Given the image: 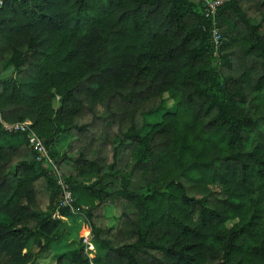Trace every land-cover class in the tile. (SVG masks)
Masks as SVG:
<instances>
[{"label":"trees","instance_id":"1","mask_svg":"<svg viewBox=\"0 0 264 264\" xmlns=\"http://www.w3.org/2000/svg\"><path fill=\"white\" fill-rule=\"evenodd\" d=\"M203 4L2 5L0 121L72 201L0 123V264H264V0Z\"/></svg>","mask_w":264,"mask_h":264},{"label":"built area","instance_id":"2","mask_svg":"<svg viewBox=\"0 0 264 264\" xmlns=\"http://www.w3.org/2000/svg\"><path fill=\"white\" fill-rule=\"evenodd\" d=\"M7 0H0V8ZM205 7V17H212L215 12V7L219 5L222 0H202ZM210 37L211 42L215 46V48L219 45L220 41V34L219 30L217 29L214 20L212 19V24L210 28ZM1 126L3 130L8 132H20L26 135L27 145L31 149V151L35 154V160L41 162L44 166L50 167V171L56 175V182L60 186L62 190V202L61 205L69 206L71 204V196L70 193L67 191L66 186L60 179L58 173L55 170L52 162L49 160L47 153L44 149V146L41 140L29 129V122H17V123H3L1 122ZM86 235L81 237L82 244L84 245V250L88 252V256L90 257L91 253H93L94 249L92 244L90 243V235L89 229L86 227Z\"/></svg>","mask_w":264,"mask_h":264},{"label":"rangeland","instance_id":"3","mask_svg":"<svg viewBox=\"0 0 264 264\" xmlns=\"http://www.w3.org/2000/svg\"><path fill=\"white\" fill-rule=\"evenodd\" d=\"M117 214H118L117 211L111 207H106L104 209V216L106 217L107 224L109 226L114 225ZM86 232H87V230H86L85 224H83V222L79 221L77 223V225L72 228V232H71V236L69 237V241L58 244L55 248L57 249V251H61L62 249L70 248L71 247V244H70L71 238L72 239L81 238V237L86 235ZM34 251H35L34 246L30 245V249L28 250L29 254H33ZM23 252H25V250H23ZM92 254L93 253H91L90 257L93 256ZM37 264H52V262H51L50 257H46L45 259L39 260L37 262Z\"/></svg>","mask_w":264,"mask_h":264}]
</instances>
